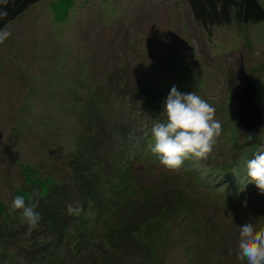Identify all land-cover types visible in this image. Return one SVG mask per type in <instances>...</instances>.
I'll return each instance as SVG.
<instances>
[{
  "label": "rangeland",
  "instance_id": "1",
  "mask_svg": "<svg viewBox=\"0 0 264 264\" xmlns=\"http://www.w3.org/2000/svg\"><path fill=\"white\" fill-rule=\"evenodd\" d=\"M187 7L41 0L3 28L11 36L0 44V232L9 221L22 238L48 232L55 243L24 254L3 240L0 264H247L237 259L239 227L264 228V192L241 177L231 197L210 168L232 133L238 145L251 131L264 144V114L257 123L241 116L242 127L230 101L242 65L264 112V20L203 27ZM173 86L196 92L227 125L208 158L195 161L197 178L140 154L139 135L154 113L167 119ZM16 195L38 201L42 219L30 234L9 210ZM70 204L83 206L79 216L67 213Z\"/></svg>",
  "mask_w": 264,
  "mask_h": 264
},
{
  "label": "clouds",
  "instance_id": "2",
  "mask_svg": "<svg viewBox=\"0 0 264 264\" xmlns=\"http://www.w3.org/2000/svg\"><path fill=\"white\" fill-rule=\"evenodd\" d=\"M7 2L0 0V4ZM10 36L7 29H0V44ZM215 112L216 109L196 92L180 93L173 86L164 104L166 121L153 122L150 151L158 156L161 165L170 170H180L189 157L208 158L222 133V124L215 118ZM246 167L247 178L260 192H264V145L258 147ZM37 207L38 201L28 203L24 196L16 195L9 210L20 211L22 222L28 225L30 234L42 219ZM66 210L69 215L79 216L83 206L70 204ZM239 237L237 259L246 260L247 264H264V228L257 229L253 222H247L239 227Z\"/></svg>",
  "mask_w": 264,
  "mask_h": 264
},
{
  "label": "trees",
  "instance_id": "3",
  "mask_svg": "<svg viewBox=\"0 0 264 264\" xmlns=\"http://www.w3.org/2000/svg\"><path fill=\"white\" fill-rule=\"evenodd\" d=\"M41 0H8L7 4H0V29H3L6 25L11 23L15 18H17L20 14H22L25 10H27L30 6ZM187 8L189 9L192 17L196 22H198L203 27L216 26L222 24H229L231 21L236 20L240 24H249V23H259L264 20V10L258 0H186ZM123 88L117 87L115 90V94L118 90H122ZM146 106V105H145ZM144 106V107H145ZM148 109L147 107H145ZM234 116V114H233ZM229 121L233 126L235 124V128L238 129V121L234 118L229 117ZM154 120H160L161 122L166 121V118H162L160 115L154 113ZM225 123H222V126H225ZM153 125H149L148 132L141 133L139 136H142L144 139V143L141 142L143 148H140V154H147L148 156H152L155 161L160 163L157 155H154L149 149V143L152 141L151 136V128ZM227 129V125L225 131ZM235 132V131H233ZM250 132V131H249ZM231 133V132H230ZM253 131L247 134L246 141L243 145L237 144V135L234 133L231 134L229 139V146L220 153V155L211 161L212 168H210V173L215 174L216 185L215 186H224L227 182L228 185L224 186L220 190L225 193H228L231 197L236 196V192L241 193L242 190L238 191L240 188L239 178L248 179L246 176L247 172V161L252 159L254 156L246 157L247 161L244 160V163H241L239 159V155L246 153V151L250 148L258 149L262 144L261 138H257ZM255 142L257 146L255 147ZM148 143V146H147ZM257 151V150H256ZM197 159L194 157H189L185 160L182 168L185 171L191 172L194 176L197 169L195 168V161ZM146 162L150 163L148 159H145ZM34 174H37L35 172ZM201 176L196 175L195 178ZM198 180V179H197ZM214 183H212L213 185ZM254 184V183H252ZM211 185V186H212ZM255 185V184H254ZM207 186V185H205ZM210 187V186H208ZM211 188V187H210ZM231 190H234L231 193ZM39 197L42 196V192L39 193ZM98 196V195H97ZM95 195L88 196V199H93L97 197ZM53 213L55 210L53 208V204L48 207ZM6 225L8 226L7 234L4 235L0 232V242L3 240L7 241V246L18 247L20 253L24 254H33L35 251H40L42 254L47 253L49 249V243L52 241L55 243L54 237L52 233H43V235L39 236L35 234L30 239L22 238L21 234L16 231H11L10 229H14L11 222L6 221ZM10 228V229H9ZM60 228H58V231ZM54 232V231H53ZM9 236V237H8ZM8 237V238H6ZM21 249H27L23 252ZM17 250V249H16ZM14 251V250H13ZM11 251L8 253V261L14 257V252ZM0 256H4L0 254Z\"/></svg>",
  "mask_w": 264,
  "mask_h": 264
},
{
  "label": "water",
  "instance_id": "4",
  "mask_svg": "<svg viewBox=\"0 0 264 264\" xmlns=\"http://www.w3.org/2000/svg\"><path fill=\"white\" fill-rule=\"evenodd\" d=\"M237 84L233 87L230 92V101H237L239 103L238 115L236 109V116L239 121L248 120L249 123H253L252 120L255 118V123H257V118L262 114V111L255 107L256 95L252 81L246 75L243 66L239 65L236 72ZM240 111V112H239ZM243 116L244 119L241 117ZM252 116V117H251Z\"/></svg>",
  "mask_w": 264,
  "mask_h": 264
},
{
  "label": "bare ground",
  "instance_id": "5",
  "mask_svg": "<svg viewBox=\"0 0 264 264\" xmlns=\"http://www.w3.org/2000/svg\"><path fill=\"white\" fill-rule=\"evenodd\" d=\"M261 111H262V114L259 116V119L261 118V117H263V114H264V112H263V110L261 109V108H259ZM261 120H263V118H261ZM239 123H240V125L242 126V123L239 121ZM243 127V126H242Z\"/></svg>",
  "mask_w": 264,
  "mask_h": 264
}]
</instances>
